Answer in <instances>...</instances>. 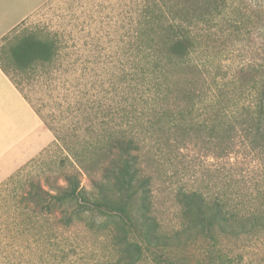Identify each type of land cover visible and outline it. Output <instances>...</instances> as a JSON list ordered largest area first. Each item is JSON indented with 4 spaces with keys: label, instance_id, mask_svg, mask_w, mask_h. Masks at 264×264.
I'll return each mask as SVG.
<instances>
[{
    "label": "trees",
    "instance_id": "16d2710c",
    "mask_svg": "<svg viewBox=\"0 0 264 264\" xmlns=\"http://www.w3.org/2000/svg\"><path fill=\"white\" fill-rule=\"evenodd\" d=\"M141 2L129 18L133 31L123 35L133 68L121 78L125 87L118 104L79 99L71 110L79 125L46 123L66 153L67 165L58 166L62 183L47 178L49 190L32 176L22 188L15 187L14 177L4 183L10 188L1 208L9 219L0 234L11 244L23 245L36 234L49 236L51 228L44 223L52 219L64 229L81 225L106 240L112 254L100 264H142L196 240L264 229V202L252 207V199L236 195L232 200L227 190L175 191L177 227L161 224L152 201L153 164L173 150L203 142L228 161L241 147L264 152V64L249 65L248 79L229 80L220 51L212 50L238 42L251 25L264 38V0ZM7 36L1 41L9 43L0 45L6 62L27 79L39 78L58 60L55 33ZM4 64L0 61V69L9 78ZM82 174L88 189L81 185Z\"/></svg>",
    "mask_w": 264,
    "mask_h": 264
},
{
    "label": "rangeland",
    "instance_id": "374dc122",
    "mask_svg": "<svg viewBox=\"0 0 264 264\" xmlns=\"http://www.w3.org/2000/svg\"><path fill=\"white\" fill-rule=\"evenodd\" d=\"M141 3V0H49L8 33V39L29 32L40 37L55 33L60 54L47 71L39 73V78L27 79L9 68L6 50L0 47V61L8 65L9 78L45 119L44 122L38 117V130L0 156L3 190L0 228L9 219L4 218L1 206L6 186L10 188L4 183L10 177L19 182L16 188L25 187L28 176L40 180L47 190L51 188L47 178L62 183L58 166L63 162L67 165L66 153L58 149L46 123L64 128L79 125L71 113L73 102L79 99L104 101L112 107L120 101L125 87L121 78L133 68L127 51L129 41L123 35L133 31L129 18L134 17L139 9L135 6ZM246 33L238 36V42L212 49L220 51L223 73L229 80L248 79L249 65L264 64V38L254 25ZM7 43L4 40L0 45ZM236 151L228 161L212 145L197 142L160 157L153 164L152 201L161 224L168 228L178 225V206L174 201L178 189L199 188L210 194L227 190L232 200L242 195L252 199V207L261 206L264 152H251L243 147ZM80 180L83 187H90L84 174ZM227 185H231L229 189ZM44 224L51 228V234L29 236L23 245L11 244L0 234V264H100L112 254L106 240L81 225L64 229L52 219ZM142 264H264V229L239 237L216 235L215 239L196 240L186 248L163 253L159 260L145 259Z\"/></svg>",
    "mask_w": 264,
    "mask_h": 264
},
{
    "label": "crops",
    "instance_id": "0c3cea01",
    "mask_svg": "<svg viewBox=\"0 0 264 264\" xmlns=\"http://www.w3.org/2000/svg\"><path fill=\"white\" fill-rule=\"evenodd\" d=\"M49 0H0V41ZM40 120L0 69V156L29 138Z\"/></svg>",
    "mask_w": 264,
    "mask_h": 264
}]
</instances>
